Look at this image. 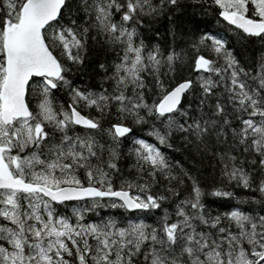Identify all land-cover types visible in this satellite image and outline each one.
I'll use <instances>...</instances> for the list:
<instances>
[{
    "label": "snow or ice",
    "instance_id": "6c2138e0",
    "mask_svg": "<svg viewBox=\"0 0 264 264\" xmlns=\"http://www.w3.org/2000/svg\"><path fill=\"white\" fill-rule=\"evenodd\" d=\"M0 264H264V0H0Z\"/></svg>",
    "mask_w": 264,
    "mask_h": 264
},
{
    "label": "trees",
    "instance_id": "16d2710c",
    "mask_svg": "<svg viewBox=\"0 0 264 264\" xmlns=\"http://www.w3.org/2000/svg\"><path fill=\"white\" fill-rule=\"evenodd\" d=\"M188 14H189V16L192 15V8H191V6H190L189 9H188ZM193 19H194V20H199L198 17H193ZM124 167L127 168V164H126V163L124 164ZM211 184H212V178L209 177V179H208V185L210 186ZM237 195L243 196V195H245V193H244L243 190H237ZM217 205H220L221 208L223 209V207L227 206V201L216 200V201L213 203V206L215 207V206H217ZM99 211H100L101 214H104V212H105V210H103V209H101V210H99Z\"/></svg>",
    "mask_w": 264,
    "mask_h": 264
}]
</instances>
